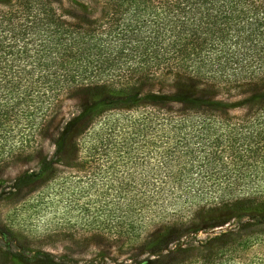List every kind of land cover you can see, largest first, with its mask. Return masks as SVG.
<instances>
[{
    "label": "trees",
    "instance_id": "obj_1",
    "mask_svg": "<svg viewBox=\"0 0 264 264\" xmlns=\"http://www.w3.org/2000/svg\"><path fill=\"white\" fill-rule=\"evenodd\" d=\"M99 1L100 17L87 20L56 0H0V167L35 160L59 104L76 94L119 101L155 83L193 95L251 93L239 116L193 100L136 99L95 124L111 111L99 106L78 132L65 129L41 165L56 172L54 161L66 159L69 182L102 201L98 234L113 240L135 238L136 225L160 213L173 218L164 210L175 205L191 225L217 221L220 212L264 219V0ZM257 223L262 229L224 231L201 257L181 258L183 250L167 264H221L228 255L264 264V254L250 257L264 241ZM171 230L147 236L143 251Z\"/></svg>",
    "mask_w": 264,
    "mask_h": 264
},
{
    "label": "rangeland",
    "instance_id": "obj_2",
    "mask_svg": "<svg viewBox=\"0 0 264 264\" xmlns=\"http://www.w3.org/2000/svg\"><path fill=\"white\" fill-rule=\"evenodd\" d=\"M56 2L71 15L87 20L100 17L103 8L99 0ZM254 97L251 93L193 95L189 91L155 83L145 86L134 96L119 101L92 103L85 95L79 94L64 98L59 104L58 114L50 123L46 139L42 142L41 154L31 162H14L0 167V264H13V257L16 255L22 257L23 264H167L168 261L180 258L183 250L181 258L189 260L196 255L201 257L205 248L213 250L219 242L210 239L218 237L224 231L235 234L249 226L262 229L257 226V222L264 226V219L258 216L250 219L237 218L229 212L218 213L215 217H218L217 221L205 223L207 217L203 219V223L191 225L188 217L183 214L182 207L175 205L164 210L172 214L173 218L159 212L161 217L148 223L149 225H136L140 232H136L135 238L113 240L107 234H98L103 227L104 215L96 204L102 201L97 199L96 192L90 193V197L86 196L83 187L69 182L66 159L54 161L56 166L52 168H56V172L50 171L49 165H41L54 151L55 144L65 129L72 127L74 133L78 132L87 123L86 120L90 119L87 117L91 112L99 106H108L111 111L102 115V118H96L95 124L111 120L114 115L118 116L119 107H126L136 99L141 103L151 104H164L169 100H193L216 104L221 113L239 116L247 114ZM91 130L92 128L90 132H83L82 137H92ZM86 140L79 141L82 158L88 146ZM67 155V150H64L60 158H67ZM28 174L36 176L23 179ZM261 192L264 193V188ZM110 193L111 197L114 196ZM131 195H128L127 200ZM126 204L127 201H122L121 209ZM179 211L181 213H177ZM171 228L175 233L157 240L150 249L143 251L141 245L147 243V236ZM259 254H264V241L250 251L251 258L253 255L258 257ZM229 256L232 255L226 256L227 259L223 258L221 264H242V259L233 256L228 260Z\"/></svg>",
    "mask_w": 264,
    "mask_h": 264
}]
</instances>
